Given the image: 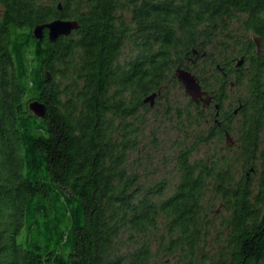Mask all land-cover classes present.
<instances>
[{
    "label": "trees",
    "instance_id": "1",
    "mask_svg": "<svg viewBox=\"0 0 264 264\" xmlns=\"http://www.w3.org/2000/svg\"><path fill=\"white\" fill-rule=\"evenodd\" d=\"M55 19L78 28L33 36ZM178 68L215 105L154 116L182 134L166 194L129 154ZM0 264H264V0H0Z\"/></svg>",
    "mask_w": 264,
    "mask_h": 264
},
{
    "label": "rangeland",
    "instance_id": "2",
    "mask_svg": "<svg viewBox=\"0 0 264 264\" xmlns=\"http://www.w3.org/2000/svg\"><path fill=\"white\" fill-rule=\"evenodd\" d=\"M236 23L233 24L230 30H236ZM252 38H254L252 36ZM236 60H240L236 58ZM243 94V89L241 88H233L231 89L229 86L226 87L225 90V99H224V111H228L229 108L235 109L237 107L236 99L238 96ZM190 99L185 94L183 88L181 86H177L174 84H169L166 88V98L163 100H158L155 104V110L152 112H148L146 114V119L148 121V125L143 128L142 135L139 136V146L136 152H132L129 154L130 160L129 164L132 163L133 167L140 173L142 179H146L147 182H154L156 180L165 179L169 182V187L166 191V194H170L173 190V186L177 182V175L173 172V164L174 160L172 159L173 153L175 151L174 143L178 138H181L182 134L179 133L175 126H172L171 123L162 122L156 123L154 122V116L158 112H160L162 106L164 104H168L171 107L176 109H187L189 108L192 111V107L189 105ZM157 118L158 122L160 121L159 117ZM238 119L234 120V123ZM155 140V141H154ZM236 135H232V141L235 143ZM227 143L225 140L222 144H219L217 147H213L211 144L206 146H201L197 151L195 158H199L206 154H211L213 151H223ZM219 147V148H218ZM231 151L229 153H233L236 147H229ZM227 151V150H224ZM220 153V152H219ZM226 153V152H224ZM214 213L211 215L212 223L215 228H218L220 219L225 215L221 206L217 202L214 208ZM216 231H213L210 237L206 239L203 243L202 248L203 251L208 253L209 255L215 254L218 248V238L216 237Z\"/></svg>",
    "mask_w": 264,
    "mask_h": 264
},
{
    "label": "water",
    "instance_id": "3",
    "mask_svg": "<svg viewBox=\"0 0 264 264\" xmlns=\"http://www.w3.org/2000/svg\"><path fill=\"white\" fill-rule=\"evenodd\" d=\"M58 8H60V6H58ZM77 28H78V23L74 20L55 19L48 23L36 26L33 29V36L36 39H41L43 37V32L46 30L48 40L54 43L61 36H69ZM254 43L257 47V50L259 51L260 50L259 39L255 38ZM242 63L243 60L240 59L237 62L236 66L239 67L242 65ZM175 77L181 84L185 94L189 96L190 100L193 101L194 103L197 104L201 102L204 107H207L209 103L212 101L211 96L201 88L197 77L190 71L178 68L175 71ZM156 96L157 93H153L147 96L144 99V103H149L150 106H153L155 103ZM28 108L34 115L38 117H42L45 113V106L36 100L30 102ZM236 112L237 110H235L234 113ZM225 138L229 146H232L234 144L231 136L226 134Z\"/></svg>",
    "mask_w": 264,
    "mask_h": 264
},
{
    "label": "flooded vegetation",
    "instance_id": "4",
    "mask_svg": "<svg viewBox=\"0 0 264 264\" xmlns=\"http://www.w3.org/2000/svg\"><path fill=\"white\" fill-rule=\"evenodd\" d=\"M220 71H222V69H220ZM222 72H223V76L226 78L227 77L226 73L224 71ZM212 102L213 101H211L208 106H211L212 104L215 105V103H212Z\"/></svg>",
    "mask_w": 264,
    "mask_h": 264
}]
</instances>
